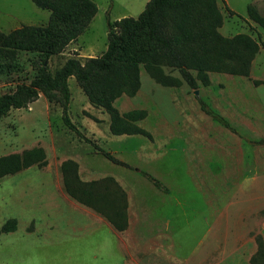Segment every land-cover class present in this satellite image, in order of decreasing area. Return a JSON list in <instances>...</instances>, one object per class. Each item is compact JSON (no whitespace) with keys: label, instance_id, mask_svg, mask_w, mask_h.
I'll use <instances>...</instances> for the list:
<instances>
[{"label":"rangeland","instance_id":"374dc122","mask_svg":"<svg viewBox=\"0 0 264 264\" xmlns=\"http://www.w3.org/2000/svg\"><path fill=\"white\" fill-rule=\"evenodd\" d=\"M92 1L97 12L84 32L49 57L51 73L69 57L82 62L100 55L108 22L137 17L148 0ZM217 4L222 35L245 33L259 40L249 73L237 74L235 63L225 60L208 73V85L193 89L184 81L162 86L140 67L136 93L121 95L113 105L121 114L142 110L134 124L151 139L112 134L108 112L92 105L68 77L71 121L127 166L112 163L68 129L60 106L41 93L0 118V155L40 146L46 160L0 178V228L16 220L15 230L0 233V264H184L191 255L202 264H245L257 250L256 236L264 246V28L246 12L252 4L264 17V0ZM48 17L32 0H0L2 32L44 25ZM19 58V70L0 75V94L36 74V54ZM164 69L180 78L177 70ZM199 99L228 126L205 113ZM68 159L83 181L112 177L119 184L127 201L125 230L117 231L96 208L66 194L60 166ZM140 171L160 180L162 188ZM100 205L117 206L110 198Z\"/></svg>","mask_w":264,"mask_h":264},{"label":"trees","instance_id":"16d2710c","mask_svg":"<svg viewBox=\"0 0 264 264\" xmlns=\"http://www.w3.org/2000/svg\"><path fill=\"white\" fill-rule=\"evenodd\" d=\"M224 2V0H221ZM39 8L49 11L44 25H21L8 32L0 31V75L20 69V54H36V74L29 83H20L10 92L0 94V118L10 109L24 108L41 93L48 102L61 108V120L78 137L112 163L127 166L109 151L103 150L84 137L68 115L70 91L68 77L73 76L89 102L108 112L109 131L115 135L151 134L135 125L143 117L142 110L119 113L114 101L121 95L133 96L139 88V70L162 86H177L184 81L190 88L208 85V73L219 70L225 60L235 63L236 73L248 75L251 62L259 49V40L248 34L224 36L219 27L222 14L217 0H148L137 17H123L108 22L105 50L82 62L69 57L53 73L47 63L51 55L84 32L97 12L92 0H32ZM227 10L233 13L229 8ZM248 17L264 28V17L252 4L247 5ZM165 67L178 71L180 78L165 72ZM255 80L254 83H259ZM201 109L213 120L228 126L227 121L199 99ZM46 163L44 151L33 146L21 152L0 155V178L14 174L33 164ZM62 185L75 201L96 208L117 231L128 224L125 192L112 177L83 181L78 177L76 163H61ZM155 187L160 180L140 171ZM110 198L117 206L100 205ZM16 229V220L7 219L1 232ZM257 250L250 264H264V246L256 236Z\"/></svg>","mask_w":264,"mask_h":264},{"label":"crops","instance_id":"0c3cea01","mask_svg":"<svg viewBox=\"0 0 264 264\" xmlns=\"http://www.w3.org/2000/svg\"><path fill=\"white\" fill-rule=\"evenodd\" d=\"M191 258H192V261L191 262H189L188 260L184 263V264H202V262H200V259L199 258H197V259H194V256L193 255H191L190 256ZM249 258H250V256H246V260H245V264H249ZM223 260H225V259H223ZM235 259H233V261H234ZM127 263V262H126ZM222 264H225V261H223L222 262Z\"/></svg>","mask_w":264,"mask_h":264},{"label":"water","instance_id":"95a60500","mask_svg":"<svg viewBox=\"0 0 264 264\" xmlns=\"http://www.w3.org/2000/svg\"><path fill=\"white\" fill-rule=\"evenodd\" d=\"M195 93H197V90H195Z\"/></svg>","mask_w":264,"mask_h":264}]
</instances>
